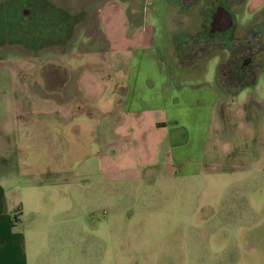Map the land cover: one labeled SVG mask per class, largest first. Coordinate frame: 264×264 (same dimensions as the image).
I'll return each mask as SVG.
<instances>
[{"label":"rangeland","instance_id":"obj_1","mask_svg":"<svg viewBox=\"0 0 264 264\" xmlns=\"http://www.w3.org/2000/svg\"><path fill=\"white\" fill-rule=\"evenodd\" d=\"M46 1L76 15L78 22L72 25L53 16L59 14L43 0H0V139L7 135L19 148L14 177L59 169L69 173L77 163L82 164L78 167L81 177L66 189V203L58 216L50 206L54 203L51 188L24 193L17 187L8 196L15 204L12 213L21 212L18 224L28 219L39 201L44 208L36 214V221L65 225L44 231L52 240L48 263L264 264L263 174L255 177L243 171L234 172V177L186 179L178 171L174 177L161 175L159 166H143L141 161L144 176L138 180L131 171L137 168L135 163L113 166L104 155V175L100 177L95 160L84 163L103 151L94 142L98 136L92 127L95 121L84 120L79 133L83 138L74 155V119L70 124L62 119L47 124L39 115L25 113L32 111L30 101L37 93L68 99L79 74L101 81L120 74L125 80H150L161 86L170 78L196 80L200 69L186 76L176 68V35L180 47L195 46L198 56H204L199 59L206 61L201 70L205 69L209 80L215 79L213 55H219L220 61L242 58L244 64L254 60V66L262 67L264 0H254V8L247 11L240 0H225L237 15L228 28L232 30L227 41L202 35L204 19L216 11L218 0H195L188 6L176 5L175 0ZM18 22L20 26L31 22V35L20 33ZM214 32L211 28L210 33ZM203 48L209 50L208 55ZM259 72L264 95V70ZM18 97L23 113L13 118ZM259 102H255L258 107ZM39 104L34 108H40ZM260 120L258 117L257 122ZM46 125L61 131L66 127L65 144L54 143L53 130ZM27 132L34 133V140L33 136L28 140ZM60 154L66 160L58 165L54 159Z\"/></svg>","mask_w":264,"mask_h":264},{"label":"crops","instance_id":"obj_2","mask_svg":"<svg viewBox=\"0 0 264 264\" xmlns=\"http://www.w3.org/2000/svg\"><path fill=\"white\" fill-rule=\"evenodd\" d=\"M175 1L174 4L181 6L196 2ZM240 1L243 11L254 8L251 6L254 0ZM215 7L218 8L209 16L210 31L211 28L216 32L228 30L235 11L227 6L225 0H218ZM253 13L255 12H250ZM175 26L176 24L174 30ZM213 56H216L214 80L206 77L205 69L201 70L206 62L201 60L190 66H182L175 59L176 68L182 75L191 76L190 74L200 69L197 79L170 78L162 86L150 80H125L120 74L104 81L94 80L88 75L85 78L84 74H79L74 81V93L69 91L71 94L68 99L65 96L59 99L43 96L36 92V101H30L32 111L25 113H35L47 124L55 119H62L65 124H70L74 119L75 127H71L75 133L71 134L75 141L74 155L83 138L79 133L84 120L95 121L92 127L98 136L94 142L103 151L85 159L84 163L95 160L100 177L104 175V155H107L108 163L113 166L135 163L137 168H131V171H134L133 177L138 180H143L144 176V171L139 168L141 161L145 162L143 166H159L161 175L174 177L173 173L178 171L177 175L186 179L234 177V172L243 171L251 172L255 177L260 173L264 175V100L261 99L264 95H261L259 76V71L264 70V64L259 66L254 85L230 93L218 80L220 56ZM210 57L212 56L208 58ZM63 84L66 88L68 83L64 80ZM190 86L197 88L194 90ZM20 87L24 93L23 84ZM249 92H253L254 96H249ZM16 99L13 118H18L23 113V104L19 102L21 99ZM259 101H262V105L258 107L255 102L260 103ZM36 103L42 106L35 109ZM258 117L261 119L259 122ZM47 127L48 130H53L51 137L54 143L58 141L60 145L65 144L66 127L62 131L53 129L50 125ZM34 133L30 135L27 132L28 140L32 136L34 140ZM39 134L38 142H41V133ZM18 151L19 148L8 140L7 135L1 136L0 264H49L51 258L47 257V250L48 243L52 240L49 238L50 234L44 231H48L50 227L59 229L65 225L47 220L36 221V214H41L44 208L43 205L39 206V201L35 202L37 205L28 219L18 224L21 212L12 213L15 204L8 200V196H12L11 192L17 187H21L24 193H37L40 189L44 191L45 188H51L54 203L51 202L50 206L58 216L66 203V189L73 187L78 177H81L78 167H82V164L76 162L75 167H78L69 173L59 169L36 171L27 177H14L13 171L19 164ZM65 160V155L60 154L55 156L54 162L61 165ZM19 208L18 206L16 210L19 211Z\"/></svg>","mask_w":264,"mask_h":264},{"label":"trees","instance_id":"obj_3","mask_svg":"<svg viewBox=\"0 0 264 264\" xmlns=\"http://www.w3.org/2000/svg\"><path fill=\"white\" fill-rule=\"evenodd\" d=\"M45 2V4L47 5L48 9H50L52 12L55 11L57 12V14L59 15H53V16H61V19H66L67 21H71V24H76L78 22V18L76 15H72L68 12H66L64 9L56 7L55 5L48 3V1L43 0ZM37 5L43 6L42 4H40L39 2H36ZM213 11V9H212ZM34 15L30 14L29 17H31ZM20 20L22 22H24L21 18ZM33 20V19H32ZM31 20V21H32ZM209 23H210V18L209 16L206 15L205 19H204V38H213V39H224L225 41H227L230 31L232 30L231 28L229 30H225L223 32H214V33H210V27H209ZM32 23H26L25 26H20L19 22H18V27L20 28V33H22L24 36L26 35H31L32 28H30V25ZM177 39H175L174 42V47L176 50L175 53V57H177L178 62L182 65V66H190L193 63H195L196 61H198L199 59H201L204 56H198V53L195 50V46L192 47V45L190 47L187 48H183L180 47V44L178 40L179 39V35L175 36ZM184 42V38L182 39ZM178 41V42H177ZM203 53L206 55L209 54V50L208 49H204ZM249 56V55H248ZM253 57V56H252ZM253 62L250 61L247 64L243 63L242 58H235V56H231L229 58H227L226 60L220 61V63L218 64L217 67V74H218V80L220 82V84L226 88L228 90V92L230 93H236L237 91L248 87V86H252L255 84L256 79H257V73H258V69H259V65L254 66Z\"/></svg>","mask_w":264,"mask_h":264}]
</instances>
